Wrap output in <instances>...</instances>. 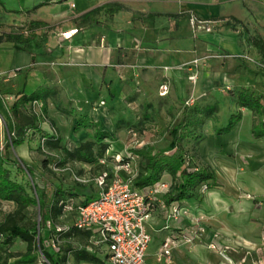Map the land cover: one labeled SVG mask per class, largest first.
<instances>
[{"label":"rangeland","instance_id":"374dc122","mask_svg":"<svg viewBox=\"0 0 264 264\" xmlns=\"http://www.w3.org/2000/svg\"><path fill=\"white\" fill-rule=\"evenodd\" d=\"M227 8L228 12L236 14L243 20L250 17L247 16L238 1H233ZM253 10L258 14L262 26L255 23L253 18V22H249L250 26L248 29L250 30L248 31L244 24L232 19L216 21V23L211 24L198 22L196 16H194L195 20H190L197 39V47L194 52L195 58L188 63H184L180 69L185 72L189 82L191 73H196L198 79L196 84L190 82L192 93L188 98H176L174 89L168 95L161 96L160 84H157L138 86L135 95H131L137 98L136 102L129 100L127 96L128 87H123L122 92H119L118 90L121 87L117 88L115 86L113 89L117 93H105L103 100L94 101L98 102L100 106L106 104L109 108L111 107L110 112L113 110V112L121 111L125 107L130 106L129 111H125L123 118L119 120V122H125L124 131H116L114 135L119 142L121 141L120 143L125 145L126 149L129 145H133V141L128 134L129 129L141 125H144V128L149 125L148 128L152 129L153 127L155 131L151 132L147 128L146 132L138 134L137 142L134 146L142 147L146 146V143L151 142L147 151L154 152L157 149H168L171 140L169 132L180 121L185 107L204 109L208 105L216 104L217 110L214 113L216 122L212 117L202 116V125L196 129L194 134L185 138L181 144V149L192 157L194 163L199 166L204 165L197 157V146L203 141L209 130L214 127L225 126L230 116L238 112L237 94L242 85L250 87L256 94H264V57L250 42V37H257L258 35L259 38L264 40V7L256 3L253 6ZM3 27L5 26L0 21V33L6 31ZM9 31H23L19 47L29 51L42 49L39 54L38 68L44 71L48 77L54 65L48 52V33H32L28 23L23 21L18 25H14V30ZM225 45L229 48H225ZM6 46L0 48V68L7 66L8 63L9 55L6 53ZM245 65L259 74L250 73L244 67ZM189 69H192V72H189ZM235 72L236 74H242V77L234 76ZM231 73L234 74L231 75ZM219 77H223L224 80L219 79ZM7 86L9 87V85ZM213 87L219 88V92L213 94ZM66 88L73 93L72 96L75 100H69L65 96L64 90ZM46 89V113L42 114L41 112L43 108V101L41 100L38 101L39 104L35 107H30V104H28V109L31 114H35L38 118L37 124L42 127L44 133L55 134L59 136L60 140L64 139L65 142L67 134L71 138L74 136L72 133L74 126L72 118L76 120L80 115L81 111L78 103L87 98V96L88 98L96 96L92 95V92L84 91V86L77 85V83L75 85L70 80L64 82L63 85H54ZM117 96L120 102L112 105ZM49 99H55V101H48ZM54 105L64 108L66 112L62 113V110L55 109ZM53 109H55V112L58 111L60 113V116H55L60 120L59 122L57 121L59 128L56 124H51L54 115ZM252 122L253 120L250 116H243L242 121L237 126V131H239V135L243 140L235 145L233 144L231 150H224L222 147H220L221 149H212L207 156L211 168L218 176L220 183H222H219L218 187L213 190L221 193L222 198L219 196L213 198L209 208L211 210H208L203 222L221 233L226 244L232 248L229 247L226 253L221 254L217 251H212L204 243H201L204 246L181 245L176 248L177 257L174 256L170 264H264V242L262 240L264 237V137L257 139L253 136L251 131ZM32 133L33 130L30 129L28 134L29 137H32L29 142H36V145H33V150L22 146L15 149L11 148L10 153L12 156L20 157L21 150H27L29 156H25V160L22 159L27 164L30 165L31 163L33 165L36 172L35 183L23 170L11 168L12 176L26 186L33 187L35 184L40 197L42 193L48 195L53 193L57 185L69 189L83 187L75 177L84 176L91 165L79 163L76 160H67L62 148L52 149L45 143L42 145L41 137L43 134L34 136ZM217 135L220 136L219 134ZM81 136H83V142H93V149L95 151L98 150L99 144L95 141L94 129L82 132ZM4 141L0 143V148L4 145ZM64 142L62 144L60 142L61 147L65 145ZM43 160H46V163H43ZM209 190L202 188L198 192L199 194L196 196L198 203H196L195 207H185L189 214L194 211H198V213L205 211L200 204L203 199L202 196ZM96 196L98 197L99 193ZM91 199L92 197H88L87 200L90 201ZM12 209V204L5 203L1 205L0 223L4 221L6 215ZM27 219L38 221L37 207L27 211L25 221ZM42 235L46 238L45 247L51 249L48 238L50 235L49 231L47 229L43 230ZM65 240L67 241L68 239L61 238V241ZM70 245L71 243L68 240L66 245L60 248L70 247ZM25 252L26 243L16 239L7 249H0V256L5 258L10 254L15 255L9 259L8 264H10L14 258L24 255ZM63 253L61 252V254ZM32 255L34 253L30 254V256ZM33 264L48 263L39 254ZM66 264L80 263H77L72 258V255L68 254ZM149 264L157 263L150 261Z\"/></svg>","mask_w":264,"mask_h":264},{"label":"crops","instance_id":"0c3cea01","mask_svg":"<svg viewBox=\"0 0 264 264\" xmlns=\"http://www.w3.org/2000/svg\"><path fill=\"white\" fill-rule=\"evenodd\" d=\"M0 1V21L5 26L3 27L6 30L4 33H18L9 30H14V25H18L22 21L28 23L32 33L41 34L47 32L49 35L47 40L48 52L52 62H54L52 70L47 77L45 72L38 68L39 54L42 49H33L32 51L26 49L17 50L16 46H19V43L11 41L1 42L0 48L7 45L6 53L9 57L7 66L0 68V73L16 70L17 76L9 82L3 83L0 81V143L4 140L6 142L8 137L7 125L10 128L13 125L7 103L11 104L14 101L16 93L24 91L27 94H32L39 89L63 85L67 80H70L75 85L77 83V85L84 86V91L92 92V95L96 96L88 98L86 95L87 98L78 103L81 111L78 117L88 116L91 121L99 122L102 130L112 135H115L116 131H124L125 122H119V120L123 118L125 111H129L130 106L125 107L121 111L113 112V110L110 112L111 107L109 108L106 104L100 106L98 102L94 101L103 100L105 93L116 92L113 89L115 86L117 88L121 87L118 90L119 92H122L123 87H128L127 96L129 100L136 102L137 98L131 95H135L138 86L159 85L164 81L169 82L170 91L172 89L175 90L176 98H188L192 93V87L185 72L180 67L195 58L194 52L197 47V39L190 20H195L194 16H196L198 22L211 24L216 23V21L232 19L244 24L248 31L250 30L248 29L250 26L249 22H253V18L255 23L262 26L258 14L253 10L254 4L257 3L259 6L264 7V0ZM233 1H238L241 4L247 16H250L248 19L243 20L236 14L228 12L227 7ZM94 9H98L96 14L89 16L86 21L81 20L83 15ZM76 29L78 30L77 33L71 37H63V34ZM225 48L229 47L226 46ZM31 57H33V60ZM248 69L250 68L248 67ZM235 75L242 77V74H236V72ZM219 79L224 80L223 77H219ZM242 87L248 86L242 85ZM218 90L220 89L214 88L213 94L219 92ZM64 94L69 100H75L72 96L73 93L69 89L66 88ZM118 98V96L115 98L112 105L120 102ZM48 101H55V99H49ZM54 107L62 110V113L66 112L60 106L54 105ZM55 109H53L52 123L59 128L58 122L60 120L55 116H60V113L58 111L55 112ZM238 110L242 112L243 116H250L253 120V114L250 110L246 108H238ZM76 120L72 118V123L74 122L75 124ZM148 126L144 129L146 130ZM237 126L230 133L221 134L220 136L217 135L216 127L207 132L203 141L199 142L200 144L197 146V157L204 164L201 165L202 167H208L213 170L207 157L212 149H221L220 147H222L224 150H231L233 144L235 145L243 140L239 135V131H237ZM88 130L91 129L82 128L77 132L73 131L72 133L75 137L73 136L72 138L67 134L65 136L66 141L64 142V139H62L61 144L64 142L65 145L63 147L66 149H75L83 143L82 132H87ZM145 130L144 132H146ZM149 131L153 132L155 128L152 127ZM150 144L151 142H148L146 146ZM33 145H36V142L26 141L19 148L24 146L33 150ZM120 145L122 148L125 146L122 143ZM21 151L20 157L25 160V156H29V153L27 150ZM30 166L33 165L30 163ZM95 176L96 174L91 166L84 176L81 175L87 182L81 183L83 187L75 189L79 195L74 198L76 202H85L88 197L93 199L99 193L100 189L93 180ZM162 179L168 182L171 180L168 174H164ZM217 182L218 184L220 183L218 176ZM220 194L216 190L205 192L200 204L205 211L201 210V213L194 211L190 213V216L182 217L179 221L172 223V226L168 229L165 226L167 224L168 210L172 203H166L165 208L156 204L148 223L152 241L146 253L145 264H149L150 261H154L157 264H170L171 261H158L157 259V254L164 238L172 232L181 231L190 226L191 218L203 221L204 216L208 214V210H211L209 208L213 198L217 196L222 198V194ZM163 200L166 202L164 198ZM175 202L173 204H178L184 208L186 206L193 208L198 203L196 197ZM207 225L211 230L217 231L214 227ZM221 240L224 245L231 247L226 244L223 238ZM193 245L203 244L196 242ZM175 250L176 248L173 250L172 258L174 256L177 257ZM99 255L104 258L106 251L103 250ZM17 259L14 258L10 264H14ZM80 264L89 263L81 262Z\"/></svg>","mask_w":264,"mask_h":264},{"label":"trees","instance_id":"16d2710c","mask_svg":"<svg viewBox=\"0 0 264 264\" xmlns=\"http://www.w3.org/2000/svg\"><path fill=\"white\" fill-rule=\"evenodd\" d=\"M1 3V1H0ZM98 12L94 9L81 18L86 21L91 15ZM22 33H2L0 43L11 41L20 43ZM251 44L264 57V40L259 37H250ZM17 50H23L16 46ZM33 60V57H31ZM247 70L251 73L258 72ZM47 89H39L32 94L20 91L15 94L14 101L8 105V112L13 122L12 128L7 125L8 137L0 148V207L8 203L13 205V209L6 215L0 223V249L5 250L14 240L20 239L26 243V252L19 256L14 264H33L39 254L42 255L48 264H66L68 254L77 262L89 264H105V258L99 255L104 249L95 247L92 243L93 232L74 227V221L78 215V208L85 205V202H76L75 197L78 193L74 188H63L61 185L55 187L51 194L42 193L38 195V189L34 186H26L12 176L11 168L25 171L35 183V169L27 164L21 157L12 156L10 149L21 146L26 141H30L28 131L33 130L32 135H40L41 141L52 149L62 148L67 160H76L91 165L93 172L98 175L104 169H110L112 158L115 153L120 152L122 147L117 138L109 132L102 130L99 122H93L88 116L78 117L73 131L77 132L82 128L94 129V138L98 142V150L93 149V142L86 141L73 150L61 147L59 136L44 133L40 125L37 124L38 118L31 114L28 104L33 101H43L42 114L46 113ZM238 108H246L253 114L252 134L255 138L264 137V94H256L250 87H241L237 94ZM217 105H208L204 109L198 107H185L182 111L180 121L170 130V143L168 149H157L154 152L147 151L148 146L132 148L131 151L136 155L135 168L137 171L133 181L136 189L144 190L146 187L163 180V175L168 174L171 180L169 190L164 193L165 203L171 204L175 201L189 200L195 198L202 188L213 190L219 184L215 172L208 167H202L194 163L192 157L181 149L183 140L194 134L196 129L203 123V117H212L216 122L215 111ZM243 115L240 110L232 114L225 126L218 127L217 134L230 133L242 120ZM51 124L52 121H51ZM138 134L144 132V125L131 127ZM42 146V145H41ZM40 148V147H38ZM37 148V150H39ZM112 151L108 154V151ZM106 158L108 165L100 164V159ZM46 163V160H43ZM45 165V164H44ZM48 185V183L46 182ZM33 207L38 208V221L26 220L27 211ZM51 222V226H48ZM70 225L67 231L58 232L57 226ZM49 231L50 248L45 247L46 238L42 231ZM64 237L71 243L70 247H64L67 241H61ZM58 247V248H56ZM55 250V251H53ZM61 252H64L61 254ZM34 255L30 256V254ZM15 255L0 256V264H8L9 259Z\"/></svg>","mask_w":264,"mask_h":264},{"label":"built area","instance_id":"2783aa9c","mask_svg":"<svg viewBox=\"0 0 264 264\" xmlns=\"http://www.w3.org/2000/svg\"><path fill=\"white\" fill-rule=\"evenodd\" d=\"M77 31V29L72 30L63 34V37L69 38ZM191 70L189 69V72H192ZM16 76V70L0 73V81L9 82ZM197 79L196 73L190 74L189 80L192 84H196ZM169 91L168 81L160 84L161 96H166ZM38 104V101H33L30 107ZM130 134L133 145L115 153L110 169H104L93 178L100 189L99 196L78 208V215L73 224L78 229L94 233L91 243L106 251L105 264H145L146 253L152 241L148 223L156 204L166 207L163 195L170 187V184L164 181H159L144 190L133 186L137 174L135 168L137 157L131 149L137 147L134 144L137 142L138 132L131 129ZM111 151L112 149L108 151V154ZM99 162L108 165L106 158L100 159ZM75 179L82 184L87 182L83 177H75ZM188 216L190 214L186 208L172 202L165 228H170L172 223ZM190 222V226L181 231L172 232L164 238L157 254L158 261L170 262L175 248L196 242L205 243L209 249L221 254L226 253L229 247L222 242L221 233L211 230L200 219L191 218ZM48 226H51V222H48ZM69 229L70 225L57 226L58 232ZM262 240L264 242V237Z\"/></svg>","mask_w":264,"mask_h":264}]
</instances>
